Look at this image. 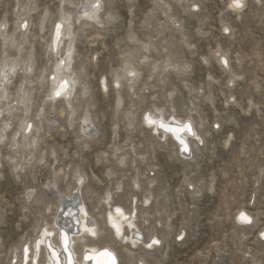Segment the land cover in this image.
I'll use <instances>...</instances> for the list:
<instances>
[{"label": "rangeland", "instance_id": "obj_1", "mask_svg": "<svg viewBox=\"0 0 264 264\" xmlns=\"http://www.w3.org/2000/svg\"><path fill=\"white\" fill-rule=\"evenodd\" d=\"M245 1L243 10L234 11L231 0H102L105 24L86 27L75 20L79 0H0V25H6L0 28V71L17 59L23 67L28 57L33 66L31 73L18 68L8 97H0L4 111L19 104L23 93L17 87L23 83L31 96L27 112L16 105L12 114L0 115V134L12 117L8 139L0 143V264H21L22 252L56 221L60 199L79 173L87 178V190L79 191L78 201L92 215L106 213L107 192L127 208L133 197L141 200L154 190L151 207H140L149 214L140 223L162 246L135 251L134 264H264V0ZM64 11L74 17L73 69L80 79L71 109L48 99L54 67L65 58L64 45L59 53L49 48L52 27ZM23 19L27 32L18 28ZM21 34L26 38L19 45L3 42ZM127 64L139 77L133 84L124 77L117 87L115 78L126 74ZM232 97L235 102H229ZM156 109L198 123L204 143L189 160L171 142L154 140L143 124L144 113ZM86 116L93 124L88 137L81 130ZM24 121L40 127L39 144L36 151L22 147L16 156L8 142ZM21 155L27 159L20 162ZM15 156L23 169L11 160ZM241 210L252 215V226L237 219Z\"/></svg>", "mask_w": 264, "mask_h": 264}, {"label": "bare ground", "instance_id": "obj_2", "mask_svg": "<svg viewBox=\"0 0 264 264\" xmlns=\"http://www.w3.org/2000/svg\"><path fill=\"white\" fill-rule=\"evenodd\" d=\"M95 2L96 0H81V1L79 0V3L77 5L75 20L80 21L81 24H84L86 27L91 24H98L99 26H103L105 24V19L102 18L101 16V10H103V8L101 7L99 11H96L93 7H91V5L94 4ZM85 13H88V15H85ZM88 16H93V18L89 19ZM106 16H108L109 18L111 17V15L109 14H106ZM73 18L74 17H73L72 12L64 11L60 21L56 23V24H59L61 23L62 20L65 21V23L62 25V28H61V36H60V40L58 44L55 43V40H56L55 25L56 24H54L52 27L53 29L52 30V44H53L52 52L55 51L59 53V51H61L60 48L62 47V45H64V53L62 52V54H64L65 58L64 59L61 58L64 61L63 64H60L59 62L54 67L56 68V71L54 74H52L53 78L51 80L50 94H53L55 91L60 90L61 86L64 84V81H67L65 91L62 93L61 97H58L55 100H52V102H57V101L62 100L64 102H67V105L69 106L70 109L71 107H73L72 103H73L74 95L77 96L78 94L77 92L78 90H76L77 89L76 87H77V84L80 82V79L78 76L79 74L77 75L76 74L77 72H74V69H73V65H74L73 63L75 59L74 58V54H75L74 44H75V39H76V31H74V28H73L74 26ZM19 29L22 30V27H19ZM27 31L28 30H26V32ZM4 37L2 39L4 40L3 42H5L6 46H8L9 44H11V46H15V44L17 43L19 45V41L25 40L26 38L25 35L21 34L19 39L16 38L15 36H12V38L8 39L10 40V42L9 41L7 42V38H4ZM17 47H16V50H17ZM69 51H71L72 53L71 57L68 56ZM21 55H20V59H21ZM31 58L28 57L27 60H24L25 63L23 67H21L23 62H21L22 64L19 63L18 61L20 60L18 59H17L18 61L14 60V62H12L10 60L11 63L6 62L4 64V67L6 69H2V71L4 72L5 75H7L8 80L7 82H3V77H0L1 79L0 84H2V90H0L1 98L5 99L8 97V95H5V93H7V91L9 90L8 87H9V84L11 83L10 80L12 78V75H14L17 72L18 68H20L24 72H27V71L28 73L32 72L33 66L31 64ZM146 59L147 57L144 58V60ZM168 61L170 62V60ZM133 66H130V64H127L126 68L124 69L126 74L124 76L117 75L114 82L117 85H120V80L126 77V80L133 84L136 81V79L139 77V70L134 68ZM156 67H157V64H156ZM12 68L16 69L15 72L11 71ZM178 68L179 67L177 65L173 69L178 70ZM28 69H31V71H29ZM130 71H134L135 73H137V75L135 77L130 76L128 74ZM132 84L130 85V88H132ZM102 85L103 87H107L104 83ZM17 90H18V95L20 94L19 92L23 93L22 95L23 98L19 101V104L16 103V105H19V106L21 105L22 107L26 108V112H27L29 108V102L31 101V96L29 95V92L26 91V86L24 83L20 87H17ZM86 92H87L86 87H84L83 90L81 91V94L84 95ZM121 102L122 101L119 100L118 102L119 106L122 104ZM16 105L13 106L16 108L11 107L12 109H8V108L5 109L6 111H8L9 115L12 114V110L19 109L17 108ZM144 114L145 115L142 116L143 124L149 127L150 129H152L151 133L154 132V140L157 141L159 139L161 142H164V143L171 142L174 148H176V151H175L176 154L180 155L184 159H188V157H190L194 153L197 146L199 147L200 145L199 141L195 138V136L192 135V132L189 131V128H188L189 124H191L192 131L196 133V136H199L200 139L204 141V138H203L204 133L199 131L198 123H196V121L191 116L182 117L181 115L179 116V115H174V114L167 116V114H165V111H163V109L162 110L158 109L156 113H144ZM11 119L12 117L9 120H4L2 127H1L2 133L0 135L4 137V142L6 138L8 139L7 130L10 129ZM86 119H87V123H85ZM148 120H152L154 121V123L149 124ZM24 122L22 123L24 124ZM83 124L84 126L83 128H81V130L83 131L82 133L83 136H87V137L92 136L93 132L91 131V127L93 124L91 122V118H89V116H86L84 118ZM5 125H7V127H5ZM20 131H21V127H19L18 130L14 131L12 133V136H10L9 138L8 145L11 146V149L13 150L12 151L13 154L16 156H18L19 154H22L21 153L22 147H24L25 149L30 148L36 151L37 149L36 147L39 144L38 137L41 132L40 127L34 125L33 131L31 133L24 132L21 135L17 136L16 135L17 132H20ZM14 137L15 139H13ZM33 141H35L34 146H33ZM185 147L188 148V151L184 150ZM33 154L34 153L32 151L30 152L29 156L27 155V157H31L30 159H33V156H34ZM16 156L11 158V160L14 162H17V166H20L21 169H23V165H20L18 163V157ZM26 159L27 158L25 157V155H21L20 162L22 160L25 161ZM74 180H75V185L71 189L70 193L67 194V198L60 199V207L56 210L57 212L56 221L47 223L46 229L44 230L42 236L40 237V241H36L34 246H32V248L28 247L27 250L22 252L21 257H20L21 264H93L94 260L99 259V258H102V261L98 262L97 264H114V260L122 261L124 262V264H134L132 260L134 258L135 251L140 250L141 252L144 251L145 253L146 252L149 253L148 252L149 249L144 247V245L146 243H149L151 241V238L153 237L158 238V236L157 235L155 236L151 232L147 233L144 230H141L140 219H142L148 214L147 211H146L147 213L142 212L141 209L147 208L148 210L151 207V205L154 203V200H156L154 190L153 192H151L150 190H147L146 194L143 196L141 200L133 197L132 202L129 204L127 208L125 207V204L123 203V201L113 203L111 201L112 193L107 192L106 193L107 197L105 198V202H106L108 209L106 213L105 214L97 213V215H92L88 204L83 200L78 201V196L80 194L79 191L82 193L83 190L84 191L87 190V187H85L86 181H87L86 176L79 173L77 176H74ZM81 180L83 182H81ZM133 182L135 185H138V181H136L135 179L133 180ZM154 183H155V180L150 181L149 184L154 185ZM122 185L123 184L121 182L118 183L115 189L119 191L122 190L123 189ZM52 186L56 187L57 185H52ZM195 187L194 185H192V189L195 190L196 188H198V187L196 188ZM70 188L71 187L68 185V190H70ZM155 190H156V187H155ZM74 191H77L76 194L74 193ZM195 192L197 191L195 190ZM146 200L148 201V203H144V201ZM117 208L120 209L119 212H117ZM241 213H244L245 215L249 216L252 220V223L251 224H245L242 222L240 223L244 226H252L254 224V218L252 217V215L241 210L237 215V219ZM99 219L103 220L104 227L101 226ZM113 225H115V227H113ZM106 228L109 231L104 236V234L102 235V233L104 232ZM117 228L120 230V233L127 238V241H128L127 244L124 242V240H122L120 237L116 235ZM93 232L96 233L95 236L92 235ZM262 232H264V230ZM179 235L185 236V232ZM133 241H135L137 244V247L135 249L131 248V243ZM117 242H120L121 244L120 247L116 246ZM123 249H125L126 255H128L127 259H124L122 257L121 251ZM156 249L157 247L152 249L151 251H154ZM144 261L146 260L144 259ZM140 262L138 261V264Z\"/></svg>", "mask_w": 264, "mask_h": 264}, {"label": "snow or ice", "instance_id": "obj_3", "mask_svg": "<svg viewBox=\"0 0 264 264\" xmlns=\"http://www.w3.org/2000/svg\"><path fill=\"white\" fill-rule=\"evenodd\" d=\"M245 6L246 5L244 3V0H231V3L229 4V8L233 9L234 11H239V10L243 9ZM17 7H19V5H17ZM91 7H93L96 11H99L102 7L101 0H96V2L91 5ZM193 9L198 10V5H193ZM85 15H88V13H85ZM88 18L92 19L93 16H88ZM64 23H65V21L62 20L61 23L55 25V38H56L55 43L56 44L59 43L60 36H61V28H62V25ZM3 27H6V25H0V28H3ZM19 27H22L25 30H28L30 25L26 19H23L22 21H18V28ZM223 31L225 33H228L229 28L226 26V27H224ZM49 48H50V51L53 50L52 42H50ZM71 54H72L71 51H69L68 56L71 57ZM216 55L218 57H220L221 63H223L225 68H227L228 67V60L225 57L221 56V54L219 52H217ZM63 63H64V61L61 60L60 64H63ZM204 63L205 64L208 63L207 59L204 60ZM15 70H16L15 68L11 69L12 72H15ZM28 70L31 71V69H28ZM128 74L130 76H133V77H135L137 75V73H135L134 71H130ZM0 77H3V82H7L8 77H7V75L4 74L3 71H0ZM209 79H211V77H209ZM236 79H242V77H236ZM229 83L231 84V81ZM66 85H67V81H64V84L61 86V89L55 91L53 94H50L48 99L49 100H55L56 98L61 97L62 93L65 91ZM117 87H119V85H117ZM0 90H2V84H0ZM5 95H6V93H5ZM235 99H236L235 97H232V99L229 102H235ZM41 111H43V109H41ZM0 115H3L2 110H0ZM25 115H27V113H25ZM85 123H87V119L85 120ZM148 123L152 124V123H154V121L148 120ZM5 127H7V125H5ZM219 127H220V125L217 124L216 128L218 129ZM188 128H189V131L192 132V135L195 136V138L199 141V143L203 144L204 141L202 139H200L199 136H196V133L194 131H192L191 124L188 125ZM32 131H33V125L31 123H28L27 121H25L21 127V131L17 132L16 135L19 136L24 132L31 133ZM13 139H15V137ZM229 139H231V137H229ZM3 142H4V137L2 135H0V143H3ZM34 145H35V141H33V146ZM184 150L188 151V148L185 147ZM41 163H43V161H41ZM121 163H123V161H121ZM81 182H83V181L81 180ZM189 186H191V185H189ZM137 187H139V185H137ZM144 203H148V201L146 200V201H144ZM119 211H120V209L117 208V212H119ZM238 220L242 223H245V224H251L252 223L251 218L249 216L245 215L244 213H241L239 215ZM113 227H115V225H113ZM92 235L95 236L96 233L93 232ZM116 235L118 237H120L122 240H124V242L126 244L128 243L127 238L120 233V230L118 228L116 229ZM183 238H184L183 235L177 236V239H183ZM260 238H261V240H264V232H260ZM160 246H162V240L160 238H157V237L151 238V241L144 245V247H146L149 250H152V249H154L156 247H160ZM136 247H137V244L135 241H133L131 243V248L135 249ZM114 264H124V262L114 260ZM141 264H144V262L141 261Z\"/></svg>", "mask_w": 264, "mask_h": 264}, {"label": "clouds", "instance_id": "obj_4", "mask_svg": "<svg viewBox=\"0 0 264 264\" xmlns=\"http://www.w3.org/2000/svg\"><path fill=\"white\" fill-rule=\"evenodd\" d=\"M244 3H245V0H244ZM244 9V8H243ZM243 9H241V10H243ZM225 146H227V145H225Z\"/></svg>", "mask_w": 264, "mask_h": 264}, {"label": "built area", "instance_id": "obj_5", "mask_svg": "<svg viewBox=\"0 0 264 264\" xmlns=\"http://www.w3.org/2000/svg\"><path fill=\"white\" fill-rule=\"evenodd\" d=\"M182 240V239H181Z\"/></svg>", "mask_w": 264, "mask_h": 264}]
</instances>
